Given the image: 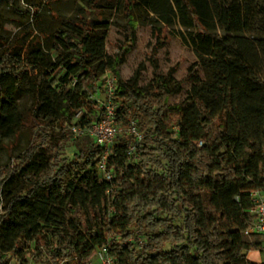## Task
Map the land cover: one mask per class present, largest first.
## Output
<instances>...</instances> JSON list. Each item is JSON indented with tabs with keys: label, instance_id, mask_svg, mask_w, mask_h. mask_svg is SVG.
I'll return each mask as SVG.
<instances>
[{
	"label": "trees",
	"instance_id": "obj_1",
	"mask_svg": "<svg viewBox=\"0 0 264 264\" xmlns=\"http://www.w3.org/2000/svg\"><path fill=\"white\" fill-rule=\"evenodd\" d=\"M17 1L0 5L32 23L12 42L0 39V128L25 127L33 136L0 168V264H29L32 246L33 261L42 264L94 263L103 249L115 264H255L248 254L263 252L264 238L246 231L254 221L252 192H264V81L255 73L241 4L105 0L125 20V44L111 57L103 9L94 26L52 13L61 25L49 30L41 27L49 0H24V10ZM176 23L197 29L191 40L208 77L184 105L169 100L192 73L184 81L176 79L177 67L160 74L156 56L166 46V28ZM140 24L158 41L146 87L142 69L129 80L121 74ZM215 24L224 33L216 37L220 44L208 39ZM107 73L117 79V124L134 121L142 135L133 155L135 137L117 138L110 182L97 168L103 149L70 130L104 116L98 96ZM24 89L34 102L21 116L16 97ZM69 142L77 148L73 158L65 157Z\"/></svg>",
	"mask_w": 264,
	"mask_h": 264
},
{
	"label": "rangeland",
	"instance_id": "obj_2",
	"mask_svg": "<svg viewBox=\"0 0 264 264\" xmlns=\"http://www.w3.org/2000/svg\"><path fill=\"white\" fill-rule=\"evenodd\" d=\"M97 1L95 9H91L92 4ZM162 1V0H159ZM241 4L244 8V20L246 22V34L248 38V47L256 53L258 65L255 69L256 75L264 81V0H234ZM49 9L42 11L41 27L53 30L61 24L57 22L52 13L64 19L80 21L88 19L92 21L93 26L98 23L99 11L103 9V21L109 25L106 54L113 57L117 54L119 47L125 44L123 26L125 20L121 15H117L116 9H109V4L105 0H49ZM19 9L24 10L28 6L24 0L16 2ZM115 6L111 4L110 7ZM31 19L27 15L18 13L12 10L6 2L0 5V39L12 42L14 38L27 33ZM197 29L186 30L179 23L165 30L166 46L156 52L159 63V73L166 74L172 67H177L175 77L179 81H184L189 73H192V80L183 83L181 94L170 98L171 105H184L186 98L190 95L194 87H202V84L207 81L206 71L202 67L200 54L194 46L191 38L196 35ZM215 33V34H213ZM216 35V36H214ZM216 37H224L223 31L215 24L211 29V34L208 39L215 42ZM199 42V39L196 37ZM158 41L153 35L152 29L149 26L139 25L137 29V41L134 48L126 56V62L121 68V74L124 80L131 79L138 69H142L141 86L146 87L153 81V68L151 65V57L154 48ZM99 103L103 106L106 95L101 92L98 96ZM33 98L28 89L21 90L16 97V109L21 116H25L27 110L33 105ZM122 127V126H121ZM124 128V127H122ZM33 133L32 130L22 127L18 128L17 133L7 132L0 128V168L12 163L13 158L19 156L30 144ZM77 152V148L72 142H69L65 157L73 158ZM34 246L28 249L25 254L31 258L29 264H42L33 261ZM1 257V254H0ZM249 257V254H248ZM94 264H97L95 254L91 259ZM250 260L257 264L264 263V251H256L250 255ZM249 260V261H250ZM250 261V262H251ZM9 264H17L15 259H12Z\"/></svg>",
	"mask_w": 264,
	"mask_h": 264
},
{
	"label": "built area",
	"instance_id": "obj_3",
	"mask_svg": "<svg viewBox=\"0 0 264 264\" xmlns=\"http://www.w3.org/2000/svg\"><path fill=\"white\" fill-rule=\"evenodd\" d=\"M104 83V94L106 95V100L103 104L104 116L100 121L95 122L89 127L83 128L81 126L72 125L70 130L74 138L78 139L88 136L96 146L103 149V155L97 164V168L102 179L110 182L113 181L115 176L113 170L108 166V158L112 154L117 138L122 134L135 137L136 144L128 151V155H133L136 151L137 144L142 140V135L134 121L131 122L130 126L127 128H122L117 124V107L113 103V97L117 88V79L114 75L107 73L104 76ZM81 115V112L78 113L76 119ZM199 146H202V142L199 143ZM252 196L255 202V207L251 210L254 221L251 228L246 231V235H258L264 238V196L258 191H253ZM95 258L97 264H115L114 258L107 253L106 249L98 251Z\"/></svg>",
	"mask_w": 264,
	"mask_h": 264
},
{
	"label": "crops",
	"instance_id": "obj_4",
	"mask_svg": "<svg viewBox=\"0 0 264 264\" xmlns=\"http://www.w3.org/2000/svg\"><path fill=\"white\" fill-rule=\"evenodd\" d=\"M262 195L264 196V192L262 193ZM255 252H256V251H253V252H250V253H249L248 260H250V255L253 254V253H255ZM250 261H251V260H250ZM251 262L257 264V263H256L255 261H253V260H252Z\"/></svg>",
	"mask_w": 264,
	"mask_h": 264
}]
</instances>
